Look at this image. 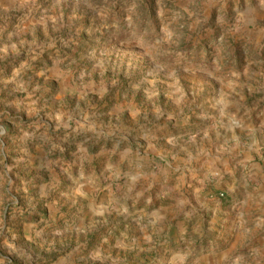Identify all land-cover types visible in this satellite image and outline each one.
Here are the masks:
<instances>
[{"label":"rangeland","instance_id":"rangeland-1","mask_svg":"<svg viewBox=\"0 0 264 264\" xmlns=\"http://www.w3.org/2000/svg\"><path fill=\"white\" fill-rule=\"evenodd\" d=\"M0 264H264V0H0Z\"/></svg>","mask_w":264,"mask_h":264}]
</instances>
